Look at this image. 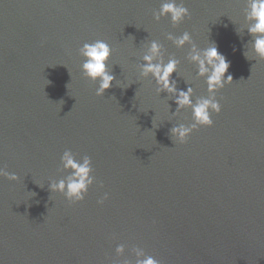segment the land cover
Wrapping results in <instances>:
<instances>
[{
  "label": "water",
  "instance_id": "1",
  "mask_svg": "<svg viewBox=\"0 0 264 264\" xmlns=\"http://www.w3.org/2000/svg\"><path fill=\"white\" fill-rule=\"evenodd\" d=\"M160 3L0 0V169L18 176L0 175V264H122L132 247L161 264H264V60L244 56L246 0H184L189 17L175 27L153 18ZM185 31L200 49L216 44L232 83L215 93L212 126L180 144L169 129L192 123L191 110L173 115L140 65L157 40L180 61L177 87L207 96L190 46L166 39ZM95 40L115 76L102 96L80 68L79 48ZM65 150L91 160L77 203L48 189L68 174Z\"/></svg>",
  "mask_w": 264,
  "mask_h": 264
},
{
  "label": "clouds",
  "instance_id": "2",
  "mask_svg": "<svg viewBox=\"0 0 264 264\" xmlns=\"http://www.w3.org/2000/svg\"><path fill=\"white\" fill-rule=\"evenodd\" d=\"M246 5L245 20L248 23L247 34L252 38L251 51L253 55L250 57L244 52V56L249 60L256 58L264 60V0H246ZM165 16L169 18L173 27L182 23L185 18L189 17L184 0H161L159 10L153 12V18L159 21L161 17ZM241 31V29H236L238 35L241 34ZM166 39L171 41L176 48H183L186 44L190 46L185 59L195 65L196 76L203 78L206 85L207 96L193 99V87L185 82L186 88L179 89L177 80L173 78V73L177 72L180 61L174 56H169L165 60L162 53L163 45L159 41L151 40L147 43L141 58L143 61L140 65L141 76H151L157 93L164 92L171 95L172 101L176 105L173 115L184 109L191 110L192 123L187 126L183 123L173 125L169 129L170 137L176 142L184 144L187 137L198 127L212 126L213 121L210 113L218 114L221 110L215 93L226 84L232 83V75H225L230 64L225 56L218 51L214 42L200 49L193 43L187 31L178 36L168 33ZM78 51L83 61L80 65L81 72L86 79L97 82L95 94L102 96L106 90L112 87L115 80V76L107 68V61L111 55L109 45L102 40H95L91 43H83ZM60 164L68 174L62 179L50 182L48 184L49 191L63 194L64 198L71 203L82 201L95 179L91 175L90 158L85 155L82 160H77L70 150H65L60 157ZM0 175L10 181L18 180L15 173H9L3 169H0ZM107 198L108 194L105 193L97 203L103 204ZM124 251L125 245L123 244H118L115 248L117 256L122 255ZM131 253L134 256V261L124 259L122 264H161V261L147 255L143 248L132 247Z\"/></svg>",
  "mask_w": 264,
  "mask_h": 264
}]
</instances>
